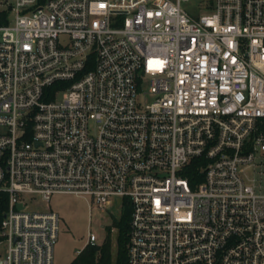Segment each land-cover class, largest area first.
Here are the masks:
<instances>
[{
  "label": "built area",
  "instance_id": "built-area-1",
  "mask_svg": "<svg viewBox=\"0 0 264 264\" xmlns=\"http://www.w3.org/2000/svg\"><path fill=\"white\" fill-rule=\"evenodd\" d=\"M187 2L0 1V264H53L54 194L129 206L127 264H264V0Z\"/></svg>",
  "mask_w": 264,
  "mask_h": 264
},
{
  "label": "rangeland",
  "instance_id": "rangeland-1",
  "mask_svg": "<svg viewBox=\"0 0 264 264\" xmlns=\"http://www.w3.org/2000/svg\"><path fill=\"white\" fill-rule=\"evenodd\" d=\"M14 3V0H0ZM210 0H190L182 7L194 16L207 13ZM3 6V5H2ZM2 7L0 6V9ZM14 13L9 14L12 20ZM115 202L117 200L115 199ZM114 203V200H113ZM27 210L47 211L52 210L59 215L58 236L54 245L53 264H70L77 255V250H82L87 241L88 234L96 235V244H100L109 232L111 256L115 259L118 249V231L112 225L113 218L118 219L120 209L111 207L101 210L89 199L71 195L54 194L49 202L38 195H30L26 200ZM7 243L0 241V256L5 254Z\"/></svg>",
  "mask_w": 264,
  "mask_h": 264
},
{
  "label": "trees",
  "instance_id": "trees-1",
  "mask_svg": "<svg viewBox=\"0 0 264 264\" xmlns=\"http://www.w3.org/2000/svg\"><path fill=\"white\" fill-rule=\"evenodd\" d=\"M199 161L195 160L188 169V176L191 178L190 183L193 186L200 180H192L199 173ZM199 176V175H198ZM3 208V206H2ZM3 214L0 210V220ZM130 218V208L125 206L118 219L113 218L112 225L118 231V249L115 259L111 256L109 232L111 228H107V236L100 244L86 245L81 252L75 256L70 264H127V240H128V224Z\"/></svg>",
  "mask_w": 264,
  "mask_h": 264
},
{
  "label": "water",
  "instance_id": "water-1",
  "mask_svg": "<svg viewBox=\"0 0 264 264\" xmlns=\"http://www.w3.org/2000/svg\"><path fill=\"white\" fill-rule=\"evenodd\" d=\"M18 207H19V208H21V206H20V205H18Z\"/></svg>",
  "mask_w": 264,
  "mask_h": 264
}]
</instances>
